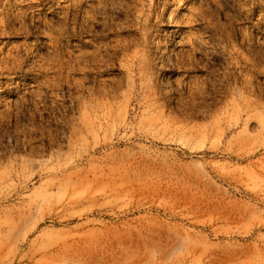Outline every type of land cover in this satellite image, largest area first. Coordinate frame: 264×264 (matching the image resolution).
I'll list each match as a JSON object with an SVG mask.
<instances>
[{
	"label": "rangeland",
	"instance_id": "374dc122",
	"mask_svg": "<svg viewBox=\"0 0 264 264\" xmlns=\"http://www.w3.org/2000/svg\"><path fill=\"white\" fill-rule=\"evenodd\" d=\"M0 264H264V0H0Z\"/></svg>",
	"mask_w": 264,
	"mask_h": 264
}]
</instances>
